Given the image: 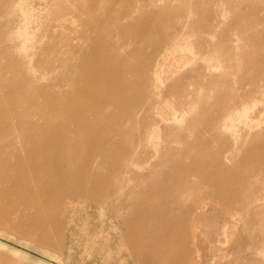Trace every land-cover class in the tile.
<instances>
[{
  "label": "rangeland",
  "instance_id": "374dc122",
  "mask_svg": "<svg viewBox=\"0 0 264 264\" xmlns=\"http://www.w3.org/2000/svg\"><path fill=\"white\" fill-rule=\"evenodd\" d=\"M0 121V264H264V0H0Z\"/></svg>",
  "mask_w": 264,
  "mask_h": 264
},
{
  "label": "bare ground",
  "instance_id": "6f19581e",
  "mask_svg": "<svg viewBox=\"0 0 264 264\" xmlns=\"http://www.w3.org/2000/svg\"><path fill=\"white\" fill-rule=\"evenodd\" d=\"M25 90H26V92L29 91V90H27V88H25ZM8 108H9V106H8ZM29 111H35V108L32 107V109ZM17 131H18V129H17L16 124H10L6 121L5 122L0 121V154H3L4 152H8V151H11L12 153H16L17 155L25 154L27 156H30L32 154H39L40 146L37 143L36 144L29 143L26 145L27 147H24V148L20 149L18 152H16L17 150H16L15 146H13L14 139L12 141H9L8 140V133H10V132L15 133ZM3 140H6V143H5L6 145L2 146L1 143ZM25 166L30 168L32 166V164L26 163ZM25 166H24V168H25ZM20 167H23L22 163H18V162L9 163L7 161L3 162L0 159V179L8 177V176H13V177H15L16 175L20 176L21 175V173L19 171ZM2 193H5V192L2 191ZM0 194H1V191H0ZM200 206H199V208H201ZM226 235H227V231L225 230L222 234V239H220V242H226V240H225ZM0 245L7 247V245L1 241H0ZM9 250H11L15 253H18V254L21 253V251H19L18 249H15L13 247H10ZM15 255H17V254H15ZM22 257H24V256H22ZM165 257H168V255H166V254L163 255V258H165ZM46 264H50V263H46Z\"/></svg>",
  "mask_w": 264,
  "mask_h": 264
}]
</instances>
